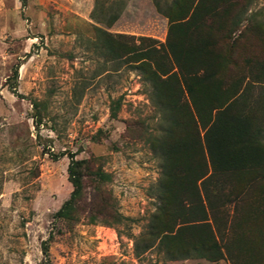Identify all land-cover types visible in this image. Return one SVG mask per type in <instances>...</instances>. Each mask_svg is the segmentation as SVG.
I'll use <instances>...</instances> for the list:
<instances>
[{
    "label": "rangeland",
    "instance_id": "obj_1",
    "mask_svg": "<svg viewBox=\"0 0 264 264\" xmlns=\"http://www.w3.org/2000/svg\"><path fill=\"white\" fill-rule=\"evenodd\" d=\"M258 8L264 16V0L251 7ZM109 10L117 14L110 26L92 17ZM95 26L163 42L167 19L152 0H0V264H228L168 260L156 248L136 255L134 238L155 209L159 176L139 122L154 133L159 114L138 71L102 55ZM63 151L95 157L111 173L106 188L132 221L110 227L81 217L69 227L54 219L72 190L67 155L54 157Z\"/></svg>",
    "mask_w": 264,
    "mask_h": 264
},
{
    "label": "trees",
    "instance_id": "obj_2",
    "mask_svg": "<svg viewBox=\"0 0 264 264\" xmlns=\"http://www.w3.org/2000/svg\"><path fill=\"white\" fill-rule=\"evenodd\" d=\"M152 1L167 19L163 42L94 27L102 55L138 71L159 114L154 133L139 122L159 176L155 209L134 238V251L264 264L263 10L251 9L256 0ZM92 17L110 26L117 14ZM17 74L15 68L8 84L13 93ZM32 104L39 126L40 104ZM119 106V98L111 102L110 117ZM59 155L68 157L72 190L54 219L69 227L81 217L110 227L132 221L117 210L106 188L112 175L95 157ZM41 250L48 255L47 240Z\"/></svg>",
    "mask_w": 264,
    "mask_h": 264
}]
</instances>
